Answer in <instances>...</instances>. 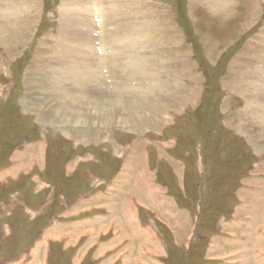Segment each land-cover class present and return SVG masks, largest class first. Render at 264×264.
Returning a JSON list of instances; mask_svg holds the SVG:
<instances>
[{"label":"rangeland","instance_id":"1","mask_svg":"<svg viewBox=\"0 0 264 264\" xmlns=\"http://www.w3.org/2000/svg\"><path fill=\"white\" fill-rule=\"evenodd\" d=\"M83 1L0 0L33 25L0 42V264H223L264 187V0Z\"/></svg>","mask_w":264,"mask_h":264},{"label":"crops","instance_id":"2","mask_svg":"<svg viewBox=\"0 0 264 264\" xmlns=\"http://www.w3.org/2000/svg\"><path fill=\"white\" fill-rule=\"evenodd\" d=\"M255 185H259V184L255 183ZM255 189L256 190L251 192L252 195L250 196L252 202L250 199H247L246 200L247 203L244 202L242 205L244 208L241 206L238 208L237 215L246 214V216H243V218L241 219L236 215L235 216L237 219L234 218L233 216L234 220L232 218L227 228H222V226L227 225V223H224L222 221L218 222L217 227L219 228L218 230L220 232V235L215 237L213 242L209 244V246H213L212 249L215 252L211 253L210 250L212 249H208L206 253L207 255L206 257H208L207 259L210 260L217 259V261H219L218 263L222 261L223 264H264V200L262 199L264 197V191H263L264 187L261 188V185H259V188L255 186ZM258 192H260V194ZM256 194L262 195L260 196L262 198L260 199L259 196H257L258 199L257 197L253 198L254 197L253 195ZM248 203L249 205H247ZM111 204L114 205V203ZM259 206H263V209L259 212V214L258 213L256 214V211L259 208ZM240 208H243V211ZM137 219H138L137 216H132V217L129 216L127 218V222L124 223V225L126 224V227L122 229H124L125 231V229H127V226L130 225L131 228L135 229L138 233L139 232L138 227L140 223L136 222ZM220 224L222 225L220 226ZM121 226H119L118 224L113 225L116 231H120L119 233H121L122 231ZM119 233L117 234L120 235ZM227 234L228 235L230 234L229 236L231 237V239L224 238V235ZM139 236L142 238V235L140 233ZM156 241L158 242V240L155 238L152 240L149 239L147 242H149L148 243L149 246L156 247L154 246V243ZM214 243L216 244L214 245ZM158 250L165 252V250L163 249H158ZM148 258L152 261V259H154V256H148Z\"/></svg>","mask_w":264,"mask_h":264},{"label":"bare ground","instance_id":"3","mask_svg":"<svg viewBox=\"0 0 264 264\" xmlns=\"http://www.w3.org/2000/svg\"><path fill=\"white\" fill-rule=\"evenodd\" d=\"M83 0H81V2L80 3H78L77 2V6L79 7V6H82V4H83V2H82ZM216 1H218V0H216ZM5 2V1H4ZM94 0H89V4L90 5H88V8H93L94 7ZM82 3V4H81ZM232 4V3H231ZM231 4L229 5V6H231ZM4 5V4H3ZM26 5V4H25ZM216 5H218L219 7H222V8H224V7H226L225 5H220L218 2L216 3ZM27 7V6H26ZM2 8V7H1ZM87 8V9H88ZM96 8V7H95ZM39 9V8H38ZM97 9V8H96ZM13 10V8L11 9V7H5V8H3V9H0V42H3L2 41V39L3 40H8V39H10V40H8L9 42L11 41L12 42V40H14V41H18V40H22V38H24V35H23V33L21 32L22 30H25L26 28H28V27H30V25L31 26H33L32 24H30V22H26L24 19H23V17H24V11H18V12H13L12 11ZM92 10V9H91ZM96 11V10H95ZM218 11V10H217ZM39 13V12H38ZM90 13V12H89ZM219 14H221V12L219 13ZM224 14V13H223ZM32 22V21H31ZM79 24H81L82 25V27L83 28H86L85 26V24H83V23H81L80 21H79ZM3 27H5V28H7V30L6 31H4L3 30ZM76 31V30H75ZM76 32H78V31H76ZM68 34H67V37L68 36H70V35H72L73 33H74V30H72V31H70V32H67ZM79 33H80V30H79ZM82 34V35H81ZM80 35L84 38V37H86V36H88V33H81ZM4 38H6V39H4ZM65 40V39H64ZM68 40H70V42L68 43V53L69 52H72L73 50H76V51H73V53L75 52V53H79V49L75 46L74 47V44H73V41H72V39H67V41ZM25 41V40H24ZM6 46V45H5ZM9 46H11L10 44H9ZM9 46H7V47H9ZM4 47V46H3ZM83 47L85 48L86 47V45L84 44L83 45ZM71 48V49H70ZM87 51V50H86ZM88 53V52H87ZM70 54V53H69ZM70 55H73V54H70ZM264 75V74H263ZM81 99V98H80ZM27 101V100H26ZM26 109V108H25ZM247 109L249 110L250 108L249 107H247ZM263 109H264V106H263ZM27 110H29V109H27ZM71 110V109H70ZM246 112V111H245ZM77 113V112H76ZM25 114V113H24ZM217 114V113H216ZM78 119V118H77ZM6 120V119H5ZM9 120V119H8ZM80 121V120H79ZM6 122V121H5ZM8 123V122H7ZM59 123H60V121H59ZM225 128V127H224ZM206 135V134H205ZM208 139V138H207ZM178 140V139H177ZM241 140V139H240ZM216 141V140H215ZM182 143V142H181ZM211 144V143H210ZM181 145V144H180ZM14 146V145H13ZM185 146V145H184ZM225 146V145H224ZM186 147V146H185ZM223 150V149H222ZM207 153V152H206ZM241 153V152H240ZM209 154V153H208ZM239 154V153H238ZM2 155V154H1ZM182 155V154H181ZM236 156H237V154H236ZM207 158V157H206ZM192 159V158H191ZM2 161V160H1ZM143 161V160H142ZM138 163V162H137ZM231 164V163H230ZM160 166V165H159ZM235 167V166H234ZM142 168V167H141ZM203 170V169H202ZM49 172V171H48ZM121 174V173H120ZM132 176V175H131ZM130 176V177H131ZM138 176H140V175H138ZM202 177V176H201ZM148 178V177H147ZM146 178V179H147ZM150 178V177H149ZM202 179V178H201ZM105 180V179H104ZM141 180V179H140ZM139 182V181H138ZM141 183V182H140ZM163 183V182H162ZM196 183V182H195ZM137 184V186H139L138 185V183H136ZM218 185V184H217ZM136 186V187H137ZM140 187V186H139ZM234 188V187H233ZM139 189V188H138ZM141 189H142V187H141ZM205 191V190H204ZM129 193V192H128ZM139 194V193H138ZM190 194V193H189ZM118 195V194H117ZM188 195V194H187ZM238 195V194H237ZM236 195V196H237ZM127 196V195H126ZM146 196H148V195H146ZM152 196V195H151ZM257 196H259V195H257ZM256 195H254V197L253 198H255V197H257ZM1 197V196H0ZM154 197V196H153ZM157 197H159V196H157ZM237 197H239V199L241 200V199H243L242 198V196H237ZM117 198V197H116ZM148 199V198H147ZM150 199V198H149ZM155 199H156V197H155ZM194 199V198H193ZM257 199H258V197H257ZM152 200V199H151ZM200 200V199H199ZM245 200H247V196H246V199ZM253 201H255V200H253ZM124 202V201H123ZM123 202H121L122 204H123ZM153 202V201H152ZM203 202V201H202ZM252 202V201H251ZM119 203V202H118ZM247 203V202H246ZM5 204V203H4ZM115 204V203H114ZM255 204V203H254ZM258 204V203H257ZM127 205V204H126ZM198 205V204H197ZM212 205V204H211ZM247 205H249V203L247 204ZM251 205V204H250ZM204 206V205H203ZM182 208V207H181ZM244 208V207H243ZM251 208V207H250ZM240 209H242V208H240ZM3 210V209H2ZM180 210V209H179ZM250 210V209H249ZM6 211V210H5ZM224 211V210H223ZM242 211H243V209H242ZM251 211V210H250ZM217 212V211H216ZM245 212V211H244ZM253 212V211H252ZM241 213V212H240ZM126 215V214H125ZM127 215H128V213H127ZM131 215V214H130ZM169 215V214H168ZM152 216V215H151ZM179 216H180V214H179ZM251 216V215H250ZM32 217V216H31ZM128 217V216H127ZM131 217V216H130ZM151 218V217H150ZM136 219V218H135ZM211 222V221H210ZM248 223V222H247ZM251 224V223H250ZM196 225V224H195ZM210 225V224H209ZM221 225V224H220ZM109 226V225H108ZM169 227V226H168ZM237 227V226H236ZM242 227V226H241ZM191 228V227H190ZM195 228V227H194ZM236 235V234H235ZM259 236V235H258ZM234 238V237H233ZM6 239V238H5ZM193 239V238H192ZM230 241V240H229ZM260 242V241H259ZM74 243V242H73ZM217 247V246H216ZM220 247V246H219ZM80 249V248H79ZM223 254V253H222ZM25 259V258H24ZM170 261V260H169Z\"/></svg>","mask_w":264,"mask_h":264},{"label":"trees","instance_id":"4","mask_svg":"<svg viewBox=\"0 0 264 264\" xmlns=\"http://www.w3.org/2000/svg\"><path fill=\"white\" fill-rule=\"evenodd\" d=\"M176 10L178 11V17L180 18V14H181V11H180V5H176ZM10 111L12 112V114L16 117H18V112H17V105L14 104L10 107ZM212 226V224H211ZM215 227V226H214Z\"/></svg>","mask_w":264,"mask_h":264}]
</instances>
